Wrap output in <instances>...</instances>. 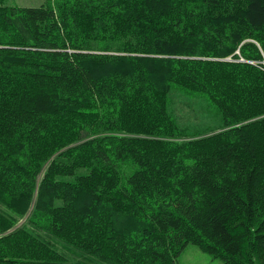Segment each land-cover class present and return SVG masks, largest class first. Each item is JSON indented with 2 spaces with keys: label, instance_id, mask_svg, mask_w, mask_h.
<instances>
[{
  "label": "trees",
  "instance_id": "16d2710c",
  "mask_svg": "<svg viewBox=\"0 0 264 264\" xmlns=\"http://www.w3.org/2000/svg\"><path fill=\"white\" fill-rule=\"evenodd\" d=\"M6 1L0 264H264V0ZM173 89L224 131L182 129Z\"/></svg>",
  "mask_w": 264,
  "mask_h": 264
},
{
  "label": "rangeland",
  "instance_id": "374dc122",
  "mask_svg": "<svg viewBox=\"0 0 264 264\" xmlns=\"http://www.w3.org/2000/svg\"><path fill=\"white\" fill-rule=\"evenodd\" d=\"M46 0H7V5L19 7H40ZM264 63V62H262ZM264 69V68H263ZM169 111L176 118L182 129L202 136L212 135L224 131L223 123L216 108L205 97L188 95L173 89L169 95ZM0 210L3 208L0 206ZM26 218L18 223L17 227L25 222ZM48 241L55 245L67 259L81 261L85 255L72 247H67L60 241L53 240L49 235L42 234ZM93 260L90 257H87ZM176 264H223L222 261L213 259L203 253L194 245H189Z\"/></svg>",
  "mask_w": 264,
  "mask_h": 264
},
{
  "label": "built area",
  "instance_id": "2783aa9c",
  "mask_svg": "<svg viewBox=\"0 0 264 264\" xmlns=\"http://www.w3.org/2000/svg\"><path fill=\"white\" fill-rule=\"evenodd\" d=\"M243 61V60H242ZM264 64V63H263Z\"/></svg>",
  "mask_w": 264,
  "mask_h": 264
}]
</instances>
